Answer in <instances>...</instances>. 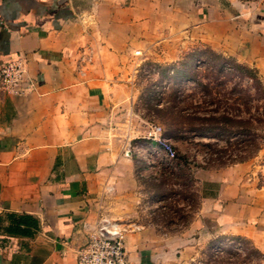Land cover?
<instances>
[{
	"label": "crops",
	"instance_id": "0c3cea01",
	"mask_svg": "<svg viewBox=\"0 0 264 264\" xmlns=\"http://www.w3.org/2000/svg\"><path fill=\"white\" fill-rule=\"evenodd\" d=\"M129 2L0 0V64L24 58L31 81L22 94L0 90V264H77L76 250L101 217L137 213L140 147L155 143L128 75L110 68L129 45V20L124 37H112ZM177 15L188 22L187 10ZM228 170L197 172L203 187L192 231L210 221L237 228L225 211L237 207L241 189ZM12 215L37 227H15ZM188 235L152 226L129 233L130 263L172 264Z\"/></svg>",
	"mask_w": 264,
	"mask_h": 264
},
{
	"label": "rangeland",
	"instance_id": "374dc122",
	"mask_svg": "<svg viewBox=\"0 0 264 264\" xmlns=\"http://www.w3.org/2000/svg\"><path fill=\"white\" fill-rule=\"evenodd\" d=\"M129 3L112 28L118 41L129 20V45L110 68L128 75L147 125L162 127L176 157L141 145L137 213L120 219L190 233L177 241L172 264H264V0ZM183 9L188 22L177 15ZM222 168L241 189L237 207L225 211L238 226L210 221L192 231L203 187L197 172Z\"/></svg>",
	"mask_w": 264,
	"mask_h": 264
},
{
	"label": "built area",
	"instance_id": "2783aa9c",
	"mask_svg": "<svg viewBox=\"0 0 264 264\" xmlns=\"http://www.w3.org/2000/svg\"><path fill=\"white\" fill-rule=\"evenodd\" d=\"M28 78L26 60L14 58L0 64V90L9 94H22ZM152 140L169 159L176 157L173 142L160 125H152L148 132ZM142 226L132 220L101 217L88 234L85 243L76 250L77 264H131L126 248V236L140 231Z\"/></svg>",
	"mask_w": 264,
	"mask_h": 264
},
{
	"label": "trees",
	"instance_id": "16d2710c",
	"mask_svg": "<svg viewBox=\"0 0 264 264\" xmlns=\"http://www.w3.org/2000/svg\"><path fill=\"white\" fill-rule=\"evenodd\" d=\"M259 122L260 123V127H258V130L262 129L264 130V118L263 119H260L259 117ZM258 150H259V147H258ZM13 221L16 223V226L15 227H19L18 224L20 223H23V225H27L29 228H36L37 227V222L35 220H33L31 217H24V216H21V217H16L15 215L13 216ZM16 230H18V228H15L14 231L17 232ZM30 231L27 230V231H22L21 233H29Z\"/></svg>",
	"mask_w": 264,
	"mask_h": 264
}]
</instances>
